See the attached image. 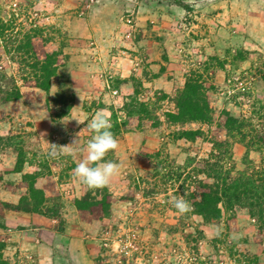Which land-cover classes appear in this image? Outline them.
I'll return each mask as SVG.
<instances>
[{"label": "rangeland", "instance_id": "1", "mask_svg": "<svg viewBox=\"0 0 264 264\" xmlns=\"http://www.w3.org/2000/svg\"><path fill=\"white\" fill-rule=\"evenodd\" d=\"M0 18L15 21L21 43L33 36L24 57L0 33V80L6 96L20 92L0 100V172L24 174L19 203L3 207L57 220L32 253L0 236V264H264V230L224 193L226 181L264 168V0H0ZM48 59L57 72L46 91L37 75ZM123 80L131 91L119 99ZM98 112L118 141L102 162L119 172L97 189L76 178L75 202L97 210L70 230L68 188L50 199L35 176L68 182L74 155L61 154L64 143L53 153L49 141L86 149ZM199 112L205 120L192 118ZM211 191L221 196L217 219L198 212ZM173 197L191 210L179 213Z\"/></svg>", "mask_w": 264, "mask_h": 264}, {"label": "crops", "instance_id": "2", "mask_svg": "<svg viewBox=\"0 0 264 264\" xmlns=\"http://www.w3.org/2000/svg\"><path fill=\"white\" fill-rule=\"evenodd\" d=\"M73 60H70V65L72 66ZM95 63V62H94ZM56 78V77H55ZM54 78V79H55ZM53 79V80H54ZM52 80V85L53 81ZM52 87V86H51ZM117 94L120 97H127L130 89V82L123 80L119 85L116 86ZM122 94V95H120ZM85 94H81L79 92L78 97H85ZM81 99V98H79ZM77 104L73 107V109L64 117L63 122L68 123L65 126L66 130H74V124L76 122L75 116L77 115ZM51 142L53 144L58 145L59 143H64L62 146H67L70 144L72 146V150L75 155L72 159L75 161L77 165L81 159L86 155V149L81 147V142L78 140H74L72 138L69 143L59 142L51 140L49 141L48 150H51ZM58 142V143H57ZM75 142V143H74ZM74 143V144H73ZM6 165L0 164V170H2ZM13 166V163H12ZM38 168H35V171ZM73 172V171H72ZM34 173V172H31ZM23 173L22 172H13V171H3L0 172V220L4 222V228L0 232V236H4V241L6 242H15L18 243L17 249H22L24 253H32L33 247L36 244H43L45 239H42V236H51L54 234V229L56 228V218L51 216L50 214H44L40 212H22L19 209L13 210L12 208L3 207L4 204H16L19 203L20 199L23 196ZM67 178L69 179L67 183H58L56 180V175L53 173L51 176L49 174L37 173L35 176L34 184L37 189L43 190L46 197L52 198L55 195L56 190H59V186H63L64 193L66 196H70V199H74L75 196L80 197L81 194V184L79 182L77 185L76 177L73 173ZM55 179V181H54ZM18 181V182H17ZM70 181V182H69ZM65 197L64 195L62 196ZM67 198V197H66ZM74 199V205L70 208L65 209V219L67 222V227L71 230L72 228H76L78 225H81L82 221L87 223L85 219H83L84 214L87 216L92 215V213H96V207H92L90 210L81 209L76 206ZM69 206V203H66ZM19 227V230H15V228ZM78 228V227H77ZM23 232L30 233V236H22ZM42 241V242H41ZM37 242V243H36ZM48 241L46 240V243ZM38 246V245H37ZM39 247V246H38ZM41 248V247H39ZM16 250V249H15ZM41 250V249H40ZM39 252V250H38ZM37 252V253H38ZM7 254V253H6ZM32 256V254H30ZM33 257V256H32Z\"/></svg>", "mask_w": 264, "mask_h": 264}, {"label": "trees", "instance_id": "3", "mask_svg": "<svg viewBox=\"0 0 264 264\" xmlns=\"http://www.w3.org/2000/svg\"><path fill=\"white\" fill-rule=\"evenodd\" d=\"M15 26V21H5L3 18H0V33H2L3 36L5 33H8L9 37L11 38L12 45L15 46L13 52L26 57L28 54H32L33 52V36H29V40L26 43H21L19 39H17V34L12 36L10 33V31L15 32ZM48 58L50 59V57ZM49 59L46 62H42L43 67L41 71L39 70V75H37L39 87L46 91L51 89L52 78L57 72V65L54 66L53 63L51 64ZM0 82V100H15L20 98V92L12 93L11 95L6 96L5 88L7 86V81H5L4 84L3 80L1 79ZM187 87L190 89L189 85ZM186 103L190 107L192 100L188 97ZM186 107L187 106L184 105V110L181 114L182 117L189 115V111H187ZM204 116V114L199 112V115L192 118L194 120H205ZM224 193L226 194V200L228 201L229 205L232 206L238 204L247 207L250 211L251 217L257 219V221L260 223V228L264 230V168L260 174H243L242 177L235 179L233 184L227 183L226 181ZM220 197L221 196L219 193H215L214 191L204 193L203 198L205 201L201 204L202 208H200L198 212L208 219L219 218L221 215V208L219 206V203L221 202ZM78 205L79 204H77V207L86 209L85 207ZM254 259L256 260L254 264H257L258 257H254Z\"/></svg>", "mask_w": 264, "mask_h": 264}, {"label": "clouds", "instance_id": "4", "mask_svg": "<svg viewBox=\"0 0 264 264\" xmlns=\"http://www.w3.org/2000/svg\"><path fill=\"white\" fill-rule=\"evenodd\" d=\"M193 3L194 0H186ZM79 123L83 121L77 120ZM94 133L86 146V155L73 169L74 176L89 189L103 188L109 185L113 176L119 172V164L113 161L102 162L109 151L118 148V141L111 131L112 124L107 115L98 112L87 124ZM75 143V142H74ZM73 143V144H74ZM53 153L57 145L51 144ZM61 154L75 155L68 146H60ZM179 213L191 210V205L182 197H173L168 201Z\"/></svg>", "mask_w": 264, "mask_h": 264}]
</instances>
